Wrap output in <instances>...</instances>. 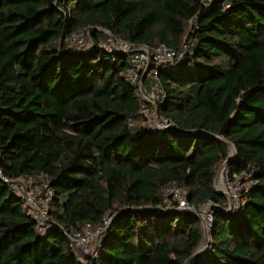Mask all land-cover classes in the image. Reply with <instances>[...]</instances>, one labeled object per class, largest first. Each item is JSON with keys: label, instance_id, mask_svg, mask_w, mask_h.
Returning <instances> with one entry per match:
<instances>
[{"label": "trees", "instance_id": "obj_1", "mask_svg": "<svg viewBox=\"0 0 264 264\" xmlns=\"http://www.w3.org/2000/svg\"><path fill=\"white\" fill-rule=\"evenodd\" d=\"M86 28L94 46H71ZM95 28L186 44L175 65L157 67L158 114L172 126L142 125L128 57L99 47ZM224 141L235 151L225 172L250 180L231 212L214 189ZM0 168L47 176L54 221L37 233L0 179V264H184L202 223L175 202L165 208L170 184L194 207L213 203L208 246L189 264H264V0H0ZM108 214L95 255L79 259L61 226Z\"/></svg>", "mask_w": 264, "mask_h": 264}, {"label": "built area", "instance_id": "obj_2", "mask_svg": "<svg viewBox=\"0 0 264 264\" xmlns=\"http://www.w3.org/2000/svg\"><path fill=\"white\" fill-rule=\"evenodd\" d=\"M102 32L103 38L98 43L99 47L107 52L122 53L128 57L129 66L125 76L130 82L137 85V93L142 100L139 108L142 125L155 131H161L171 126V122L166 117L158 114L156 106V102L164 97V91L157 83V67L175 65L185 53L186 44L175 51L165 45L153 47L146 44H135L123 37L114 36L107 30ZM69 42L78 50H88L94 46L89 28L71 34ZM144 73L145 78L149 79V88H147L148 85L143 84V81L141 82V76ZM134 124V120L128 121L129 126ZM0 179L10 187L15 195L21 198L22 208L33 219L37 233H46L54 223L49 215V201L53 197V191L49 186L47 176L39 174L9 178L3 174L0 168ZM249 185V173L246 171L232 176H229L225 171L222 173L220 190L226 194L224 206L226 211L231 212L239 209L241 206L240 192ZM162 196L165 208H170L172 202H175L176 209L191 211L201 220L209 234L213 222L211 210L213 203L211 201H205L206 204L202 209V203L194 207L189 204L185 189L175 184L163 187ZM109 220L110 214L103 219L102 223L96 225L85 222L77 227L65 228L61 226L67 236L69 247L79 259L95 255Z\"/></svg>", "mask_w": 264, "mask_h": 264}, {"label": "water", "instance_id": "obj_3", "mask_svg": "<svg viewBox=\"0 0 264 264\" xmlns=\"http://www.w3.org/2000/svg\"><path fill=\"white\" fill-rule=\"evenodd\" d=\"M96 30H99V31H103V29H101V28H95ZM148 69V68H147ZM144 78H145V73L141 76V82L144 80ZM172 126V125H171ZM212 137H215V138H219L218 136H216V135H213V134H210ZM225 142V144L227 145V147H228V155H227V157L225 158V160L223 161V164H222V166L220 167V169L217 171V173H216V176H215V178H214V187L217 185V178H218V175H219V173L220 172H222L223 170H224V168H225V166H226V164L231 160V159H233L234 158V155H235V151H234V148H233V146L230 144V143H228V142H226V141H224ZM215 189V191L216 192H218L219 194H222V195H224V196H226V194L223 192V191H221V190H219V189H217L216 187L214 188ZM217 207H219L220 209H222V210H224V211H226L225 209H223L222 207H220V206H217ZM226 212H228V211H226ZM202 230H203V233H202V239H201V242H200V244L198 245V247L196 248V250L194 251V253L184 262V264H189L190 263V261L194 258V257H196V256H198L199 254H201L206 248H207V245H208V241H209V234L207 233V231H206V228H205V226L203 225V223H202ZM204 241V245H203V247H201V244H202V242Z\"/></svg>", "mask_w": 264, "mask_h": 264}, {"label": "rangeland", "instance_id": "obj_4", "mask_svg": "<svg viewBox=\"0 0 264 264\" xmlns=\"http://www.w3.org/2000/svg\"><path fill=\"white\" fill-rule=\"evenodd\" d=\"M148 83H149V79H147V82H146L145 85H148ZM147 88H149V85L147 86ZM222 164H223V163H222ZM222 164H221V166H222ZM221 166H220V167H221ZM220 167H219V169H220ZM219 169H218V170H219ZM224 171H225V168H224L223 172H224ZM223 172H222V173H223ZM222 173H221V175H222ZM216 182H217V185H216L215 187H216L217 189L220 190V188H221V176L219 177V175H218V178H217V181H216ZM215 187H214V188H215ZM205 204H206L205 202H203V203L201 204V209L204 208Z\"/></svg>", "mask_w": 264, "mask_h": 264}, {"label": "bare ground", "instance_id": "obj_5", "mask_svg": "<svg viewBox=\"0 0 264 264\" xmlns=\"http://www.w3.org/2000/svg\"><path fill=\"white\" fill-rule=\"evenodd\" d=\"M220 176H221V172L219 173V177ZM203 245H204V241L202 242L201 247H203Z\"/></svg>", "mask_w": 264, "mask_h": 264}]
</instances>
